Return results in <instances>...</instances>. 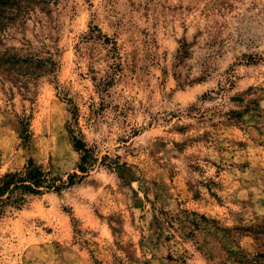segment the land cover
I'll return each mask as SVG.
<instances>
[{
	"label": "rangeland",
	"instance_id": "obj_1",
	"mask_svg": "<svg viewBox=\"0 0 264 264\" xmlns=\"http://www.w3.org/2000/svg\"><path fill=\"white\" fill-rule=\"evenodd\" d=\"M3 50L58 69L0 72V175L65 178L69 131L126 168L0 218V264H264V0H58Z\"/></svg>",
	"mask_w": 264,
	"mask_h": 264
},
{
	"label": "trees",
	"instance_id": "obj_2",
	"mask_svg": "<svg viewBox=\"0 0 264 264\" xmlns=\"http://www.w3.org/2000/svg\"><path fill=\"white\" fill-rule=\"evenodd\" d=\"M58 0H0V42L3 34L13 25L24 23L35 11H44ZM58 69L52 57L44 59L20 55L15 51H0V72L27 77L52 76ZM72 119H76V111H70ZM69 130H71L69 128ZM72 148L78 154L75 171L65 178L54 174L38 162L28 159L21 170L0 175V218L11 211L20 210L29 197L42 196L63 191L80 184L97 166L109 170L122 171L125 163L111 159L108 155L99 156L95 148L89 147L84 141L69 131ZM20 138L24 143L30 139L29 123H20ZM256 240L264 237V220L256 225L253 231ZM264 255V251L261 253ZM262 256H257L261 258ZM260 264V261H255Z\"/></svg>",
	"mask_w": 264,
	"mask_h": 264
}]
</instances>
